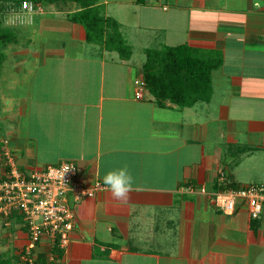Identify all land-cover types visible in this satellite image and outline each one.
Listing matches in <instances>:
<instances>
[{"label": "crops", "instance_id": "crops-1", "mask_svg": "<svg viewBox=\"0 0 264 264\" xmlns=\"http://www.w3.org/2000/svg\"><path fill=\"white\" fill-rule=\"evenodd\" d=\"M111 2L150 11V49L187 44L221 56L210 100L138 99L133 75L144 62L139 70L88 42L55 5L20 10L38 29L0 67V172L8 149L25 172L73 161L90 187L111 169L133 175L126 202L105 186L70 198L75 224L57 264H264V208L258 219L245 204L228 216L213 196L264 185V0H100L105 14ZM20 224L8 228L27 245ZM51 249L45 237L34 252Z\"/></svg>", "mask_w": 264, "mask_h": 264}, {"label": "built area", "instance_id": "built-area-1", "mask_svg": "<svg viewBox=\"0 0 264 264\" xmlns=\"http://www.w3.org/2000/svg\"><path fill=\"white\" fill-rule=\"evenodd\" d=\"M22 11L36 10L30 1L22 4ZM136 97L145 93L143 79H137ZM3 169L0 172V222L11 227L19 220L27 227L29 243L26 253L31 255L46 237L51 245L59 242L66 248L74 229L75 213L70 198L75 202L93 197L104 188L101 183L86 185L73 161H62L40 169L25 172L18 167L11 150H3ZM69 169L65 173V169ZM205 193L204 189L202 190ZM216 206L228 216H233L238 206L245 204L253 219H258L264 208V185H248L239 189H227L213 194ZM27 260V259H26Z\"/></svg>", "mask_w": 264, "mask_h": 264}, {"label": "trees", "instance_id": "trees-1", "mask_svg": "<svg viewBox=\"0 0 264 264\" xmlns=\"http://www.w3.org/2000/svg\"><path fill=\"white\" fill-rule=\"evenodd\" d=\"M25 1L36 8L46 5H73L68 13L69 20L81 24L86 31L87 41L101 45L110 52H117L123 60L130 59L131 48L125 41L120 24L105 14L100 0H0V67L5 59V48L14 43L15 32L7 28L4 17L11 12H19ZM143 2V0H141ZM222 63V57L209 55L205 51L189 45L169 46L161 49H147L146 61L142 67L145 90L151 93L160 107L169 101L180 107H191L198 101H209L213 92L212 73ZM238 189L234 185L221 188ZM25 231L27 227L23 226ZM31 252V264H57L63 253L59 242L52 245L49 254ZM0 264H9L0 259Z\"/></svg>", "mask_w": 264, "mask_h": 264}, {"label": "rangeland", "instance_id": "rangeland-1", "mask_svg": "<svg viewBox=\"0 0 264 264\" xmlns=\"http://www.w3.org/2000/svg\"><path fill=\"white\" fill-rule=\"evenodd\" d=\"M45 7H47V5L36 8V10L32 13H35L37 10L40 13L42 11L40 10L41 8L43 9V11L46 10ZM55 7L57 9L63 10V12L74 10L73 5L72 7L70 5L68 7L63 6V5H59ZM117 8L118 7H116V5L111 2L106 7L107 9L106 14L116 19L123 25L122 30H121L122 35L125 41H127V44L131 48L130 59H126V60L127 61L130 60L129 63H131L132 65L133 64L137 65V68L139 69L141 64L146 61V50L150 49V22H149L150 11L143 10L144 8L142 9V11L134 10V9H127V8L123 9L122 11ZM135 11H137V13H134ZM17 13L18 12H11L5 15L4 17V22H5L6 27L12 28L16 34L15 36L16 42L14 41V43H12L11 45L5 48V54H7L8 52L7 55H9L10 53L16 52L18 48L19 49L26 48L25 46L26 41H29V38L27 36L34 38V36L36 35V31L38 29V24L30 25L29 23H26L24 21L26 19L21 18L20 15ZM21 16L25 17V14H21ZM36 16L35 15L31 17L28 16L27 18L29 20H33L36 18ZM9 58H10L9 62L11 60H14L13 56L12 57L9 56ZM5 62L3 61V66L5 65ZM9 73L11 74L12 72L9 71ZM138 74H140V72ZM138 76L139 77L136 78V75H133V78L135 80L142 78V74L141 76L140 75ZM20 78L22 82H25V84L26 82L29 83L28 78H25V77H20ZM0 100H1V96H0ZM6 126L7 125L2 124L1 122L0 135L4 134L3 132L6 130ZM20 225H22V223ZM13 228L14 227H12V229L9 230L8 227H5V228L0 227V259L2 258L5 261H8L9 264H31L33 263V259L31 258V256H28L26 253V246L28 244L27 245L24 244L25 243L23 242L24 239L18 236L16 232L13 231ZM33 255H35V253H33Z\"/></svg>", "mask_w": 264, "mask_h": 264}, {"label": "clouds", "instance_id": "clouds-1", "mask_svg": "<svg viewBox=\"0 0 264 264\" xmlns=\"http://www.w3.org/2000/svg\"><path fill=\"white\" fill-rule=\"evenodd\" d=\"M68 170L66 168L65 173ZM103 184L115 200L126 202L133 191L135 179L125 166L108 170L103 176Z\"/></svg>", "mask_w": 264, "mask_h": 264}]
</instances>
